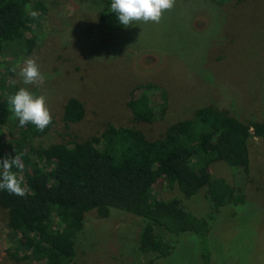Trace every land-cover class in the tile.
I'll use <instances>...</instances> for the list:
<instances>
[{
	"label": "rangeland",
	"instance_id": "374dc122",
	"mask_svg": "<svg viewBox=\"0 0 264 264\" xmlns=\"http://www.w3.org/2000/svg\"><path fill=\"white\" fill-rule=\"evenodd\" d=\"M39 1L45 11L36 12L37 23L25 34L34 42L30 51L22 41L0 52V98L21 87L46 97L54 125L33 140L35 145L85 140L107 124L135 127L156 139L169 124L207 105L244 122L264 121V0H175L159 23L128 27L100 17L104 0ZM28 58L36 60L44 76L39 86L25 85L18 75ZM144 84L155 86L141 101L154 117L137 122L128 102ZM70 97L82 101L85 115L66 125L63 106ZM15 130L13 122L0 127V161L9 159L7 146ZM248 153V177L239 179L245 202L223 203L211 219L208 264H264V141L250 137ZM208 172L232 184L239 168L216 161ZM177 197L195 217L212 210L204 188L186 198L159 178L151 189L152 199ZM6 222L0 207V264H29L6 239ZM143 226L142 218L118 209L107 218L87 212L71 264H205V248L191 232L179 236L167 257L142 253L138 239Z\"/></svg>",
	"mask_w": 264,
	"mask_h": 264
},
{
	"label": "trees",
	"instance_id": "16d2710c",
	"mask_svg": "<svg viewBox=\"0 0 264 264\" xmlns=\"http://www.w3.org/2000/svg\"><path fill=\"white\" fill-rule=\"evenodd\" d=\"M110 4L111 0L102 2L100 17L119 22ZM38 11H45L39 0H0V52L22 41L30 51L34 42L25 39V34L37 23L33 13ZM154 87L139 85L131 94L128 107L135 121L153 119L141 101L147 100ZM8 101L0 98V127L13 122L16 128L7 146L8 158L23 154V170L13 167L12 171L23 177L26 195L0 190V207L7 215L6 239L13 243V251L24 252L20 258L29 264H71L85 214L94 211L97 217L107 218L111 209L144 220L138 239L142 253L167 257L179 236L191 232L204 246L202 257L208 264L210 221L223 203L245 202L239 179L249 174L248 139L255 136L264 141V121L244 122L225 109L207 105L195 109L191 117L169 124L156 139L135 127L107 124L85 140L41 146L33 140L46 135L54 120L43 131L31 123L20 127ZM165 106L161 104V113ZM84 115L81 100L70 97L65 101L62 119L66 125L81 121ZM216 161L239 168L232 184L211 178L208 169ZM159 178L176 186L186 198L204 188L211 212L195 217L181 198L152 199L151 189Z\"/></svg>",
	"mask_w": 264,
	"mask_h": 264
},
{
	"label": "clouds",
	"instance_id": "9594fccd",
	"mask_svg": "<svg viewBox=\"0 0 264 264\" xmlns=\"http://www.w3.org/2000/svg\"><path fill=\"white\" fill-rule=\"evenodd\" d=\"M174 3L175 0H111L110 9L116 14L120 24L128 27L141 21L159 23L164 12L171 10ZM15 70L14 68L13 71ZM18 75L25 85L39 86L44 82L39 65L33 58L23 61ZM8 102L20 127L31 123L43 131L52 123V115L44 95H37L28 88L21 87L9 97ZM22 156V153L16 154L10 159L0 161V190L16 196L26 195V189L22 186L23 177L12 171L13 167L19 171L23 170Z\"/></svg>",
	"mask_w": 264,
	"mask_h": 264
}]
</instances>
